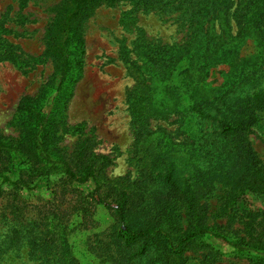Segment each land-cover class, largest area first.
Instances as JSON below:
<instances>
[{"label":"trees","instance_id":"trees-1","mask_svg":"<svg viewBox=\"0 0 264 264\" xmlns=\"http://www.w3.org/2000/svg\"><path fill=\"white\" fill-rule=\"evenodd\" d=\"M118 1L65 0L55 10L46 32L45 55L58 77L57 93L64 84H74L81 76V22L85 12L93 6ZM228 1L220 0L217 5L204 8L206 16L193 23L195 33L190 42L178 46L174 55L162 63L165 78L154 81L139 73L134 93L128 97V108L135 147L144 148V155L139 158L140 174L149 180L140 191L135 182L121 185L107 179L104 171L109 159L93 153L88 138L78 143L74 166L72 160L49 149L50 116L24 97L17 112L28 127L25 142L9 144L0 140V165L11 158L20 166L16 179H11L2 166L0 196L2 185L28 190L34 187L30 186L31 179L60 175L61 188L80 200L71 206L72 212L84 218L88 212L76 186L91 182L93 204L108 210L118 223L111 236L115 254H93L105 263L185 264L184 253L194 241L207 236L229 247L234 257L248 264H264V207L254 212L236 211L237 201L244 194L264 198V165L245 135L254 121V110L264 106V88L258 90L256 77L260 71L264 73V0H240L231 11L237 17L233 33L227 22L220 24ZM246 41L251 42L253 51L242 56L240 49ZM212 75H218V79ZM68 97L69 94L64 95L65 99ZM174 112L179 116L171 122L176 124L174 130L168 131L159 123H154L153 129L147 128L148 120L167 124ZM202 121L216 123V130H202ZM176 133L183 135L181 141L164 140ZM162 143L165 152L172 156L163 165L164 173L158 174L152 169ZM31 160L38 166L29 164ZM214 184L223 189L215 211L217 218L225 219L223 226L207 225L199 204ZM112 185L115 198L105 202L98 192ZM12 200L18 201L17 196L13 195ZM52 201L53 198L44 206ZM55 210L54 206L47 210L51 220L58 219ZM234 218L239 219V236L225 231ZM50 228L54 226L48 225L47 231ZM50 234L57 235L59 241L55 262L51 264H77L65 234Z\"/></svg>","mask_w":264,"mask_h":264},{"label":"rangeland","instance_id":"rangeland-1","mask_svg":"<svg viewBox=\"0 0 264 264\" xmlns=\"http://www.w3.org/2000/svg\"><path fill=\"white\" fill-rule=\"evenodd\" d=\"M64 1L0 0V140L9 144L25 142L28 127L22 114L17 112V106L22 98L28 97L38 104L43 114L50 116L49 149L72 160L73 165L78 143L88 138L91 151L109 159L110 164L104 171L107 179L121 185L135 182L140 191L149 180L140 174L139 158L144 155V148L134 144L128 97L134 93L139 73L154 81L161 80L162 63L174 55L178 46L190 42L195 33L193 23L205 18L204 8L209 9L220 0H120L89 8L81 22L84 42L81 76L74 84H64L57 93L58 77L53 73L50 58L45 55V42L54 12ZM239 2L226 3V13L220 22H227L232 33L237 17L231 11ZM252 51L251 42L246 41L240 54L246 56ZM256 77L258 90L264 88V73L260 71ZM212 78L218 79V75ZM68 94L65 99L64 95ZM178 117L174 112L167 124L148 120L147 128L153 129L154 123H159L168 131L174 130L176 124L171 122ZM216 126L209 121L201 122L202 130H216ZM245 135L264 165V106L254 110V121L246 128ZM166 138L181 141L183 135L176 133L171 137L167 135L164 140ZM164 145H159V157L152 169L158 174L164 173L163 165L167 157L172 156L165 152ZM3 162L0 171L5 167L6 174L16 179V169L20 167L17 162L11 158ZM29 164L38 166L34 160ZM59 178L60 175H53L47 179H31L30 186L34 187L28 190L1 186L0 264L55 262L59 241L51 232L65 234L77 264H109L93 254L109 251L108 254H115L111 236L118 223L108 210L93 204L91 182L76 186L88 214L82 218L72 212L71 206L80 200L61 188ZM113 185L102 187L98 192L105 202L115 198ZM13 195L18 201L12 200ZM222 195L223 189L214 184L199 200L209 226L225 224V219L215 215L218 198ZM52 198L53 204L44 206ZM51 205L56 207L58 219L51 220L47 211ZM263 207V197L247 193L237 201L236 211L254 212ZM135 211L137 213L138 209ZM46 224L54 228L47 231ZM227 224L226 233L239 236V219L234 218ZM184 259L185 264H248L234 257L229 247L207 236L194 241L184 253Z\"/></svg>","mask_w":264,"mask_h":264}]
</instances>
